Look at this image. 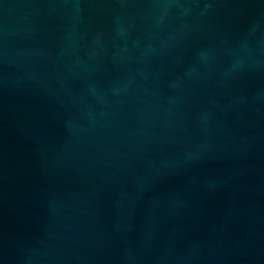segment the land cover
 <instances>
[{
	"label": "water",
	"instance_id": "water-1",
	"mask_svg": "<svg viewBox=\"0 0 264 264\" xmlns=\"http://www.w3.org/2000/svg\"><path fill=\"white\" fill-rule=\"evenodd\" d=\"M0 264H264V0H0Z\"/></svg>",
	"mask_w": 264,
	"mask_h": 264
}]
</instances>
